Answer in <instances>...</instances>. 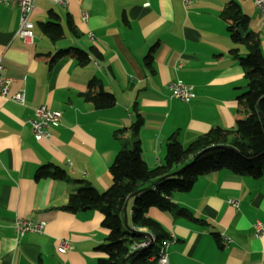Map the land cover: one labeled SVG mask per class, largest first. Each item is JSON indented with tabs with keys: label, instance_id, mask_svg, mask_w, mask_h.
Returning a JSON list of instances; mask_svg holds the SVG:
<instances>
[{
	"label": "crops",
	"instance_id": "crops-1",
	"mask_svg": "<svg viewBox=\"0 0 264 264\" xmlns=\"http://www.w3.org/2000/svg\"><path fill=\"white\" fill-rule=\"evenodd\" d=\"M230 1L248 16L264 55V26L254 0H69L67 6L35 0L32 43L16 36L17 5L0 3V61L12 79L10 93L26 92L23 105L0 97V264H97L103 255L95 249L107 237L101 213L63 210L79 183L37 177L40 167L59 166L70 179L103 191L111 184L109 166L116 153L133 140L136 112L142 118L141 156L151 168L163 162L171 134L186 146L211 127L234 129L237 120L248 117L238 112L246 81L238 56L230 53L235 47L243 56L246 49L231 41L220 17ZM50 11L63 28L56 40L40 28L52 18ZM68 47L87 52L88 60L52 59ZM177 80L193 88L192 99L171 96L170 84ZM88 89L112 93L114 105L95 108L82 96ZM41 104L61 112L49 140L34 139L27 123ZM170 198L202 222L148 208L173 240L169 264H264V233L257 237L253 229L256 221L264 224V175L208 171ZM131 204L130 197L126 224H131ZM19 218L42 221L44 228L18 235ZM61 240L70 249L59 252Z\"/></svg>",
	"mask_w": 264,
	"mask_h": 264
},
{
	"label": "trees",
	"instance_id": "trees-1",
	"mask_svg": "<svg viewBox=\"0 0 264 264\" xmlns=\"http://www.w3.org/2000/svg\"><path fill=\"white\" fill-rule=\"evenodd\" d=\"M50 13L52 18L41 22L40 28L51 40H56L63 35V28L56 14ZM220 17L226 22L231 41L242 44L246 49L243 56L238 54L237 48L230 49L231 54L238 56L246 81V90L238 97V112L249 113L247 118L236 121L234 129L211 127L186 146L178 141L177 133H173L167 139L163 162L151 168L141 156L137 134L142 118L136 112L131 124L133 140L129 145H122L116 153L109 166L112 181L105 190L98 191L89 183L70 179L56 165L42 166L36 172L37 177L48 176L79 183L61 207L63 210L95 209L101 213L100 224L107 230V237L105 242L95 247L103 253L97 258V264H155L149 256L157 252L159 243L168 235L159 222L147 214L148 208L155 206L175 216H187L202 222L170 198L174 191H188L200 175L219 169L253 178L264 175V55L260 49V38L249 28L248 16L234 1L224 6ZM68 25L73 30L70 20ZM152 49L144 57L147 65L151 63ZM67 55L76 57L80 63L88 60V53L75 47L59 49L52 59ZM89 89L82 96L95 108L114 105L112 93L103 89L93 93ZM180 163L181 167L173 170ZM130 197L131 224L125 225L122 213ZM142 230L151 232L155 241L150 246L133 249L145 239Z\"/></svg>",
	"mask_w": 264,
	"mask_h": 264
},
{
	"label": "built area",
	"instance_id": "built-area-1",
	"mask_svg": "<svg viewBox=\"0 0 264 264\" xmlns=\"http://www.w3.org/2000/svg\"><path fill=\"white\" fill-rule=\"evenodd\" d=\"M35 0H0L3 5L16 4L19 9L18 28L16 36L23 43H32L34 39L33 22L31 20V13L34 8ZM56 4L67 6L69 0H54ZM188 3L190 0H183ZM261 25L264 26V0H254ZM80 15L82 19L87 18L85 10H81ZM12 79L4 73V67L0 61V97L9 99L17 104L23 105L25 103L26 92L24 88L17 89L14 93H10V85ZM170 92L173 98L180 101H189L195 96L193 88L186 85L182 81H174L170 84ZM30 130L36 140H49L54 130L61 123V112L58 110L49 109L45 105H38L34 109L33 117L27 119ZM233 202V201H232ZM235 203V202H234ZM44 228V222H34L30 218H19L15 222V229L18 235L24 232H41ZM254 235L259 237L264 233V224L256 221L253 224ZM137 230V229H135ZM154 237H145V240L138 245H134L133 249L149 246L153 243ZM173 242L171 239H164L159 243V248L156 254L150 255V260H155V264H169L168 246ZM59 252H64L70 249L69 243L61 240L58 247Z\"/></svg>",
	"mask_w": 264,
	"mask_h": 264
},
{
	"label": "water",
	"instance_id": "water-1",
	"mask_svg": "<svg viewBox=\"0 0 264 264\" xmlns=\"http://www.w3.org/2000/svg\"><path fill=\"white\" fill-rule=\"evenodd\" d=\"M123 210H124L123 223L126 225L127 220H126V215H125V207L123 208ZM143 233H144V236L149 237V238L151 237V234L149 232H143Z\"/></svg>",
	"mask_w": 264,
	"mask_h": 264
}]
</instances>
